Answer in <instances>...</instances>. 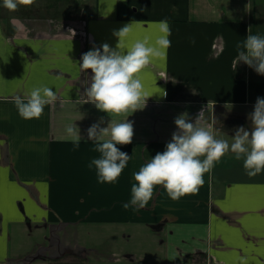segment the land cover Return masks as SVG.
<instances>
[{
	"label": "crops",
	"instance_id": "obj_1",
	"mask_svg": "<svg viewBox=\"0 0 264 264\" xmlns=\"http://www.w3.org/2000/svg\"><path fill=\"white\" fill-rule=\"evenodd\" d=\"M47 1L11 12L0 0V264H264V171L248 176L243 157H222L196 194L173 201L157 186L144 208L123 207L133 174L165 150L180 114L194 120L204 109L229 143L250 128L264 94H251V77L260 85L264 76L237 63L236 44L252 35L255 0H71L76 15H31L49 12ZM164 19L167 59L142 74L151 97L128 114L132 143L117 145L131 158L115 184L98 183L88 164L100 154L87 129L126 117L86 103L81 57L103 44L115 49L114 33L133 23L126 51ZM39 86L58 100L24 120L14 98ZM70 124L83 138L76 150Z\"/></svg>",
	"mask_w": 264,
	"mask_h": 264
},
{
	"label": "clouds",
	"instance_id": "obj_2",
	"mask_svg": "<svg viewBox=\"0 0 264 264\" xmlns=\"http://www.w3.org/2000/svg\"><path fill=\"white\" fill-rule=\"evenodd\" d=\"M35 3L36 0H2L3 7L11 12ZM153 29L154 37L145 35L136 39L125 51V41L134 30V24H128L114 33L118 38L115 49L103 44L81 57L79 67L90 72V83L83 93L87 97L86 103L93 104L106 115L126 117L120 122L110 121L107 127H101L103 120H100L87 129L88 140L95 142L94 150L100 154L88 164L89 168H95L98 183L115 184L127 166L131 157L117 145L132 143L134 128L127 120L128 114L143 110L151 97L145 90L142 74L154 62L167 59V50L171 46L170 23L167 19L154 22ZM236 48L237 63L264 76V36L248 34ZM57 100L52 88L39 86L16 96L14 104L22 119L33 120L41 118L45 106ZM80 119H83L81 114ZM248 119L250 128H237L229 143L228 139H219L214 134L215 118L212 124H206L204 109L194 120L187 113L177 116L174 120L177 130L165 150L133 174L131 199L123 207L144 208L153 199L157 186H162L173 201L196 194L204 183V175L228 153L238 160L244 158L243 166L248 176L260 174L264 171V98L257 97ZM65 132L73 142V150L79 148L83 139L80 130L70 124Z\"/></svg>",
	"mask_w": 264,
	"mask_h": 264
},
{
	"label": "rangeland",
	"instance_id": "obj_3",
	"mask_svg": "<svg viewBox=\"0 0 264 264\" xmlns=\"http://www.w3.org/2000/svg\"><path fill=\"white\" fill-rule=\"evenodd\" d=\"M255 2H256V7H255L256 13H254V15L256 16V19L252 21V35L264 36V4H263L264 0H255ZM68 3H72V1L71 0H48L46 3H43V4L49 5V7L46 8V10H48L49 12L36 11L32 13L31 15L39 16V17L46 16V15H49L52 17L54 16L64 17V16H69V15L70 16L76 15L74 14V8H73L74 6L72 5L68 6ZM258 88H261V90L264 91V81H262L259 85L258 82L256 81V78L252 76L251 82H250L251 94L254 95ZM260 96L261 98H264L263 93Z\"/></svg>",
	"mask_w": 264,
	"mask_h": 264
}]
</instances>
